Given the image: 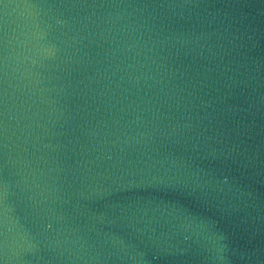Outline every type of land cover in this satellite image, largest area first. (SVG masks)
I'll list each match as a JSON object with an SVG mask.
<instances>
[{
	"label": "water",
	"instance_id": "1",
	"mask_svg": "<svg viewBox=\"0 0 264 264\" xmlns=\"http://www.w3.org/2000/svg\"><path fill=\"white\" fill-rule=\"evenodd\" d=\"M0 264H264V0H0Z\"/></svg>",
	"mask_w": 264,
	"mask_h": 264
}]
</instances>
